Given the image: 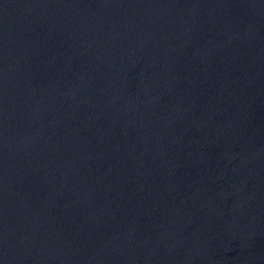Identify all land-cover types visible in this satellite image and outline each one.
<instances>
[{"label": "water", "instance_id": "obj_1", "mask_svg": "<svg viewBox=\"0 0 264 264\" xmlns=\"http://www.w3.org/2000/svg\"><path fill=\"white\" fill-rule=\"evenodd\" d=\"M0 264H264V0H0Z\"/></svg>", "mask_w": 264, "mask_h": 264}]
</instances>
